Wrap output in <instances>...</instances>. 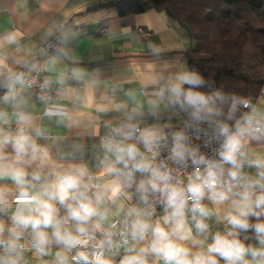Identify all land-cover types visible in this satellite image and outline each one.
I'll return each instance as SVG.
<instances>
[{
    "label": "clouds",
    "instance_id": "1",
    "mask_svg": "<svg viewBox=\"0 0 264 264\" xmlns=\"http://www.w3.org/2000/svg\"><path fill=\"white\" fill-rule=\"evenodd\" d=\"M20 39L0 36V264H264V102L187 69L93 100L99 81L73 67L45 79L38 113L29 61L8 62ZM89 106L108 117L91 143Z\"/></svg>",
    "mask_w": 264,
    "mask_h": 264
},
{
    "label": "crops",
    "instance_id": "2",
    "mask_svg": "<svg viewBox=\"0 0 264 264\" xmlns=\"http://www.w3.org/2000/svg\"><path fill=\"white\" fill-rule=\"evenodd\" d=\"M100 3L101 0H0V36L12 31L21 36L20 51L15 46L9 49V64L23 57L29 61L28 66H16V70L27 74L38 69L44 79H55L61 70L83 69L88 79L99 81L93 100H98L102 93L111 95L112 89H116L117 99H123L121 89H140L157 77L167 78L179 69L189 70L185 52L195 41L181 22L156 9L119 16L114 8ZM139 27L154 35L142 36ZM55 36L61 39L57 51L67 55L55 71H49V57L57 51L42 54L40 46ZM68 83L80 87L75 81ZM56 88L53 83L51 90L55 92ZM151 91L148 87L147 94ZM28 92L37 112H41L36 95L29 89ZM258 100L264 102V94L252 99ZM79 118L87 143L92 142L87 137L90 122L102 125L108 119L97 117L92 106L80 108ZM40 122L53 131L75 135V131L57 127L55 121L45 118Z\"/></svg>",
    "mask_w": 264,
    "mask_h": 264
},
{
    "label": "trees",
    "instance_id": "3",
    "mask_svg": "<svg viewBox=\"0 0 264 264\" xmlns=\"http://www.w3.org/2000/svg\"><path fill=\"white\" fill-rule=\"evenodd\" d=\"M119 16L149 9L181 22L195 43L185 52L189 70L211 89L256 96L264 84V0H101Z\"/></svg>",
    "mask_w": 264,
    "mask_h": 264
},
{
    "label": "built area",
    "instance_id": "4",
    "mask_svg": "<svg viewBox=\"0 0 264 264\" xmlns=\"http://www.w3.org/2000/svg\"><path fill=\"white\" fill-rule=\"evenodd\" d=\"M101 31L103 32L105 31V29L102 28ZM138 32L144 37H150L154 35L152 31L147 30L143 27H139ZM60 46H61V39L55 36L51 38L50 40H48L47 42L43 43L40 46V51L42 54H46L48 52L57 51L60 48ZM26 76L31 85L29 90L32 91L36 95L37 93L41 91V88L44 87V81H45L44 77L42 76V74L40 73V70L38 69L27 73ZM51 92L55 94L54 91L51 90ZM262 94H264V84L261 85V88L256 96H246V97L252 100Z\"/></svg>",
    "mask_w": 264,
    "mask_h": 264
}]
</instances>
